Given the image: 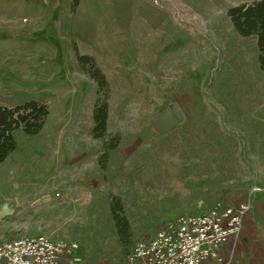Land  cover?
Here are the masks:
<instances>
[{
	"label": "rangeland",
	"instance_id": "obj_1",
	"mask_svg": "<svg viewBox=\"0 0 264 264\" xmlns=\"http://www.w3.org/2000/svg\"><path fill=\"white\" fill-rule=\"evenodd\" d=\"M251 1L0 0V104L50 110L39 134L15 130L0 163V242L44 235L92 258L123 243L127 255L180 216L254 188L264 212V70L257 37L240 35L228 13ZM80 55L108 79L103 139L93 135L103 92ZM163 112L177 121L168 132L153 125ZM114 196L131 222L126 243Z\"/></svg>",
	"mask_w": 264,
	"mask_h": 264
},
{
	"label": "built area",
	"instance_id": "obj_2",
	"mask_svg": "<svg viewBox=\"0 0 264 264\" xmlns=\"http://www.w3.org/2000/svg\"><path fill=\"white\" fill-rule=\"evenodd\" d=\"M256 190L239 202L218 201L206 213L180 216L174 226L140 240L127 260L142 264H236L238 243ZM79 250L76 242L23 236L0 243V264H81Z\"/></svg>",
	"mask_w": 264,
	"mask_h": 264
},
{
	"label": "trees",
	"instance_id": "obj_3",
	"mask_svg": "<svg viewBox=\"0 0 264 264\" xmlns=\"http://www.w3.org/2000/svg\"><path fill=\"white\" fill-rule=\"evenodd\" d=\"M228 13L240 35L257 37L259 62L264 70V0H252L251 2L234 6L229 9ZM79 59L81 66L99 82L100 91L103 92V97H99L95 105L93 134L95 138L103 139L106 137L109 128L108 79L100 68H96L92 57L80 55ZM49 114L48 105L36 100L13 107L0 104V163L4 162L17 148L14 136L15 130L22 128L28 135L39 134L44 129ZM111 137L110 140L105 142V150L100 158L103 167L106 166V160L109 155L107 147L114 148L121 141L119 134ZM112 140L116 142L112 143ZM112 209L121 240L126 243L130 238L131 227L129 219L124 215V204L120 198L113 197Z\"/></svg>",
	"mask_w": 264,
	"mask_h": 264
},
{
	"label": "crops",
	"instance_id": "obj_4",
	"mask_svg": "<svg viewBox=\"0 0 264 264\" xmlns=\"http://www.w3.org/2000/svg\"><path fill=\"white\" fill-rule=\"evenodd\" d=\"M5 216L0 223L7 220ZM139 241H135L133 244L136 246ZM129 245L122 243L120 251L102 253V256L97 255L93 258L87 252L81 254L79 251L78 253L82 257L81 264H142L140 261L130 262L127 260L128 253L127 255L125 254L123 247L125 248ZM236 264H264V212L261 205H259L257 210L254 209L253 204L252 210L246 219L245 229L238 243Z\"/></svg>",
	"mask_w": 264,
	"mask_h": 264
},
{
	"label": "water",
	"instance_id": "obj_5",
	"mask_svg": "<svg viewBox=\"0 0 264 264\" xmlns=\"http://www.w3.org/2000/svg\"><path fill=\"white\" fill-rule=\"evenodd\" d=\"M177 124V121L174 117H172L171 115H169L167 112H163L161 113L158 118L156 119V121L153 123L154 127H156L157 129L159 128V130L161 132H168L171 129H173ZM87 197L88 195H86L84 197V199L82 201H80V203L84 204L87 202ZM46 199L42 198L41 201H38V203H42L44 202ZM9 213V207L7 205H1L0 206V221L3 219V217L5 215H7Z\"/></svg>",
	"mask_w": 264,
	"mask_h": 264
}]
</instances>
